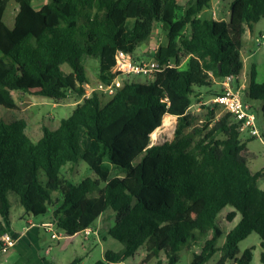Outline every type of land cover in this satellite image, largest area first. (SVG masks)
<instances>
[{
  "label": "trees",
  "instance_id": "1",
  "mask_svg": "<svg viewBox=\"0 0 264 264\" xmlns=\"http://www.w3.org/2000/svg\"><path fill=\"white\" fill-rule=\"evenodd\" d=\"M31 1H19L12 28L0 18V102L11 104L13 93L54 102L76 95L81 102L55 129L43 126L36 142L24 120H0V236H13L11 192L28 216L53 208L51 221L68 237L111 210L114 224L107 235L122 250L105 252L96 264L120 263L139 250L145 252L140 264L160 255L177 264L182 250L192 251L189 264H206L216 252L217 264H249L252 249L239 257L238 246L251 234L259 238L264 264V189L257 187L264 174L249 172L238 126L217 117V105L203 107L202 120L188 112L193 101H201L196 88L205 87L213 98L219 91L212 86L221 79L239 83L241 39L245 28L264 19V0H232L227 22L201 18L211 0H49L39 10ZM9 2L0 0V10ZM155 25L164 43L152 57L171 65L150 82H125L104 103L97 94L82 98L88 80L81 57L97 59V81L109 84L116 53L133 57ZM244 96L260 103L264 118V82L256 81L253 67ZM164 116L176 119L173 138L151 145ZM78 161L93 178L72 184L59 169ZM226 208V222L240 218L217 247V217Z\"/></svg>",
  "mask_w": 264,
  "mask_h": 264
},
{
  "label": "rangeland",
  "instance_id": "2",
  "mask_svg": "<svg viewBox=\"0 0 264 264\" xmlns=\"http://www.w3.org/2000/svg\"><path fill=\"white\" fill-rule=\"evenodd\" d=\"M190 0H178L181 4H186ZM232 0H211L209 7L204 9L201 13V18L203 19H213V20H222L227 22L229 19V5ZM13 6H16V2H9L7 9L5 10V19L6 24L9 23L8 13L12 11ZM155 40L152 38L151 41H147L136 50L140 53L135 55L133 60L139 62L142 60H147L151 58L149 55L150 45L156 43L157 39L160 38L161 42L164 43V34L160 29V26H157L154 30ZM148 49V50H147ZM148 51V52H147ZM1 56V54H0ZM240 56L242 60V72L238 78V82L247 86L249 71L253 67L256 72V81L261 83L264 82V19H261L259 22L252 24L250 28H245L244 34L241 39V49ZM81 65L85 70V75L88 80V84L93 86L97 82L96 72L98 68L97 59L82 56ZM61 70L68 74L70 69L67 65H62ZM140 82L148 81L152 79H147L144 77H136L133 79ZM218 83V82H217ZM213 84L212 91H219L218 84ZM202 97L201 101H193L191 107L189 108V114L196 117L197 120H202L205 116V110L203 107L212 105V97L205 95L206 88H196ZM100 96V95H99ZM101 102H105L108 98L102 97ZM243 100L251 106V111L255 116V126L259 132V137L254 139L247 138L245 134H240L239 139L245 143V148L243 156L247 162V168L251 174L257 172H262L264 169V141L261 138V135L264 133V118L262 117L260 111V103L251 101L247 97L243 96ZM81 102V98L76 95H69L65 100L60 102H54L47 98L41 96H35L32 94L22 95L13 93L12 94V103L6 104L0 102V120L9 122L14 120L22 119L26 123V134L32 142H36L40 139L42 135V127L48 129H55L60 120L67 118L76 104ZM217 117L224 116L226 113L222 111L221 108L217 107L216 109ZM165 117V116H164ZM173 120V121H172ZM172 125L168 127L162 126V119L160 120L157 128L152 132L150 136L151 145H158L165 142H170L173 138V133L176 128V119L172 118L170 120ZM172 127V128H171ZM162 128V129H161ZM171 128V129H170ZM156 131V132H155ZM59 172L62 177L68 180L72 184H78L82 180L87 178H93L92 172L87 168V166L82 162L78 161L75 164H66L60 167ZM257 187L261 190L264 189V176L257 181ZM57 195L56 193H54ZM7 199L10 205L9 211V228L13 232H21L22 227H26L27 221H33L35 224L40 223L43 220L50 218V214L47 213L44 216L32 217L28 216L23 208L19 205L17 196L11 192L7 194ZM200 204H197L190 211V215H194L198 212ZM228 208L221 211L217 217L219 221L220 229L222 230V236L219 238L216 246L220 247L224 242V234L233 228L240 216H237V219H234L232 222L225 221V215L227 214ZM51 221V219H49ZM114 224V216L111 210H107L101 220H96L94 226L91 228L92 231H96L95 234L90 235L85 238L82 234H78L73 238H64L60 240H52L50 238L51 233L45 232L43 229L40 230V247H41V256L45 257L48 261L56 259V263L71 261L72 258L83 260L85 257L84 252L82 251V246L92 249L90 257L92 258V264L96 262L95 259L97 253L99 252L97 247L103 246L109 251L116 252L122 250V245L117 241L111 239L106 234V227H111ZM52 232L55 234L64 235V232L57 227H53ZM100 232L101 235H104L105 241L95 242V236ZM239 257L246 250L252 249V260L249 264H259L261 249L259 247V238L255 234L249 235L245 240H243L239 246ZM12 250L5 255L6 258H9ZM48 251L49 254H45ZM141 250L138 252L140 253ZM137 252V253H138ZM14 255V254H13ZM219 253L216 252L212 258L206 264H214L219 257ZM56 256V257H55ZM191 252L187 250H182L179 253V262L177 264H188L191 259ZM15 258V255L12 256ZM89 261L90 258L85 259ZM139 256L135 254L133 257L125 260L127 264H139Z\"/></svg>",
  "mask_w": 264,
  "mask_h": 264
},
{
  "label": "built area",
  "instance_id": "3",
  "mask_svg": "<svg viewBox=\"0 0 264 264\" xmlns=\"http://www.w3.org/2000/svg\"><path fill=\"white\" fill-rule=\"evenodd\" d=\"M152 38L155 40V37ZM160 44L161 39L158 38L156 43L150 45L149 55L151 58L139 62H135L130 55L118 51L115 55L114 67L111 70V74L115 78L109 84L98 81L93 86L84 84L82 86L84 90L82 98L88 99L93 94L110 98L122 89L125 82H130L136 77L153 79L156 73L171 65V63L160 64L152 57L157 52ZM217 84L219 94L212 98V104L217 105L226 113L224 116L238 126L240 134H245L247 138L259 137V132L255 126V116L251 111L252 108L243 100L245 90L243 84L237 83L236 79L232 77H225L218 81ZM262 173L264 174V169ZM54 226L55 223L53 221H48L41 224L40 228L45 232L51 233L50 238L52 240H60L62 236L52 232ZM95 233L96 231H92L91 228H86L80 234L87 239V237ZM14 246L15 238L11 234L4 233L0 236V264H6L5 255Z\"/></svg>",
  "mask_w": 264,
  "mask_h": 264
},
{
  "label": "crops",
  "instance_id": "4",
  "mask_svg": "<svg viewBox=\"0 0 264 264\" xmlns=\"http://www.w3.org/2000/svg\"><path fill=\"white\" fill-rule=\"evenodd\" d=\"M19 1L20 0H10V2H16V6L15 7L13 6L12 11L10 13H8V20H9L8 24H6L4 22L5 10L7 9L8 5L3 10H0V18H1L2 22L8 28H12V26H13L14 18L16 16L17 12H18ZM48 2H49V0H32L30 5H31L32 9L39 10L44 5H46ZM157 26H159V25H155L154 26L153 32H152V34H151V36H150L148 41H151L152 37L155 36L154 30H155V28ZM138 54H140V53L135 52L134 55H133V58H135V55H138ZM141 61H142V59H141ZM135 81H138V80H135ZM243 86L246 88L245 85H243ZM51 197H52V200L55 202V204H58V201H57L58 198H59L58 195H55L53 193ZM52 210H53V208L50 209V211H49V214H50V218L49 219H51ZM230 211H231V209L228 208L227 213L230 212ZM102 216H100L97 220H101ZM49 219L43 220V221H41L38 224H35L33 221L29 220V221L26 222V227L25 228L22 227V229H21L22 231L21 232H17L16 233V232L12 231L13 237L15 238V246H14L13 249H11L12 251L10 253L11 254L10 255V261H9V258L5 257L6 264H58V263H56V261H57L56 259H52L51 261H48L45 257L41 256V247H40L39 235H40V230L42 228H40V225L50 221ZM235 219H237V216L235 217ZM109 228L110 227H106V234H107V231H108ZM228 232H225L224 236ZM61 236H62L61 239L64 238L65 240H67L68 238H73V237H68L65 234L61 235ZM95 238H96V239H94L95 242H98V240L99 241H103V242L105 241L104 235H101L100 232L95 236ZM97 248H98L99 252L97 253V255L95 257V259H97V260L93 264H96L98 262H103L104 261V253L109 251L103 246H100V247H97ZM82 251L84 252V255H85L84 256L85 258L83 260L72 258V260L67 262V264H71V263L75 262L76 260L80 261L79 264H92V262H91L92 258L90 257V254L92 253L91 247L89 246V248H86V247L82 246ZM119 251L120 250H118L116 252H119ZM111 252H113V251H111ZM190 252H191V255H192V251H190ZM13 254L15 255L14 259L12 258V256H14ZM45 254H49L48 251H46ZM136 254L139 256L138 263L140 264L142 262L143 258L145 257V252L141 250L140 253L138 252ZM219 257H220V255H219ZM219 257L217 258V261L214 264H217V262L219 260ZM88 258H90V260L86 261L85 259H88ZM191 259H192V256H191ZM191 259H190L189 263L191 262ZM157 261H158L159 264H166V261H165L163 255H160L158 259L151 260L148 264H156ZM59 264H64V263L61 262ZM115 264H127V263L125 261H123V262L115 263ZM132 264H135V263H132ZM259 264H260V260H259Z\"/></svg>",
  "mask_w": 264,
  "mask_h": 264
},
{
  "label": "bare ground",
  "instance_id": "5",
  "mask_svg": "<svg viewBox=\"0 0 264 264\" xmlns=\"http://www.w3.org/2000/svg\"><path fill=\"white\" fill-rule=\"evenodd\" d=\"M172 119V117H170V116H165L164 118H163V120H162V126L163 127H168L169 128V126L170 125H172L171 123H170V120ZM173 121V120H172ZM172 128V127H171ZM170 128V129H171ZM162 129V128H161ZM156 132V131H155Z\"/></svg>",
  "mask_w": 264,
  "mask_h": 264
}]
</instances>
